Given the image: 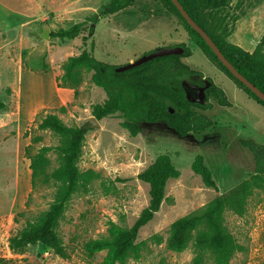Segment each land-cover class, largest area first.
I'll use <instances>...</instances> for the list:
<instances>
[{
  "label": "rangeland",
  "instance_id": "rangeland-1",
  "mask_svg": "<svg viewBox=\"0 0 264 264\" xmlns=\"http://www.w3.org/2000/svg\"><path fill=\"white\" fill-rule=\"evenodd\" d=\"M108 2L0 0V100L6 105L4 109L18 102L16 89L20 83V103L26 113L38 97L37 84L32 83L36 79L32 73L37 71L50 70L43 88L47 97L53 89V84H49L53 81L52 72L57 75V85L69 92L62 105L46 107L36 114L23 136V157L26 146L27 153L34 154L42 146L60 143L59 135L37 129L45 113H56L66 125L87 129L77 161L82 174L80 185L57 225L64 255L39 243L16 251L9 248V236L48 208L58 183L32 185L30 168L27 166V175L25 166L24 170L15 167L11 154L0 150V258L7 260L6 264H103L105 251L89 256L84 244L106 236L109 222L123 227L135 222L149 199L148 185L138 178V173L158 155L166 154L179 176L168 180L159 209L138 232L139 256H131L127 264H214L210 252L199 254L194 246L201 226L183 250L173 251L166 246L170 225L244 181L250 184L244 211L223 212V224L239 246L228 264H264V180L254 175L253 156L242 144L247 139L264 144V105L190 40L165 0H133L116 13H101V7ZM220 15L227 17L232 28L227 39L251 52L264 34V0H230ZM86 18L85 28L73 39L39 36L45 29L67 28ZM91 24L95 27L93 34H89ZM178 43H185L192 51L182 60L211 78L231 102L225 107L210 99L213 107L200 112L210 117L213 125L201 132L179 135L164 121H158L141 122L137 132L131 134L122 125L125 116L119 110L100 119L94 116V106L102 104L107 94L90 79L92 71L82 70L81 82L74 88L63 86L59 79L68 57L82 50L92 49L98 60L123 65L157 48ZM190 78L183 74L166 82L174 87ZM197 155L202 156L216 188L206 186L191 169ZM47 156V170L51 171L58 166L59 155L51 150ZM89 172L92 178L87 177ZM197 256H201V261Z\"/></svg>",
  "mask_w": 264,
  "mask_h": 264
},
{
  "label": "trees",
  "instance_id": "trees-1",
  "mask_svg": "<svg viewBox=\"0 0 264 264\" xmlns=\"http://www.w3.org/2000/svg\"><path fill=\"white\" fill-rule=\"evenodd\" d=\"M133 0H109L101 7V13H116L129 6ZM189 16L210 36L227 60L245 76L250 82L264 93V34L249 52L237 44L231 43L227 37L231 33V26L227 17L221 12L229 6L230 0H178ZM239 3L241 0H238ZM168 6L176 13L184 26L190 40L204 52L210 60L229 74L247 93L264 105L253 92L238 81L229 70L222 65L216 55L204 41L201 35L193 29L183 18L171 0H165ZM86 18L67 28L60 27L50 31L51 37L73 39L85 28ZM93 24L89 27V34H93ZM93 44V42H91ZM184 51L182 54H167L152 58L137 66L117 71L121 65L111 64L98 60L93 50H82L77 55L68 57L63 64V74L60 76L63 86L74 88L81 82V71L91 72L90 79L97 86L102 87L107 99L93 108L94 116H102L119 110L125 116L122 125L135 134L141 122L164 121L179 135L190 132H201L213 125L210 117L200 112L213 107L210 99H214L220 106H231L224 90L215 84L211 78L210 86L205 90V99L202 103L190 102L181 85L170 86L166 82L183 74L190 77H204L202 73L182 58L192 54L191 48L185 43H178ZM169 104L171 106H169ZM4 106L0 100V108ZM64 109V107H61ZM169 109H174L169 112ZM37 129L50 130L60 136V143L55 146H42L34 154L25 155L29 158L31 183L48 184L58 183L53 201L48 208L42 211L34 221L28 222L16 234L9 236L8 246L11 250H21L24 247L39 243L53 249L57 254L64 255V244L57 232V225L63 211L78 190L82 174L77 166L81 147L86 134L85 126L66 125L56 113L48 112L40 117ZM242 144L249 149L254 160V175L264 180V144L251 139L242 140ZM55 150L59 155V164L48 171V152ZM191 169L199 175L203 183L216 188L210 170L203 163L201 155H197ZM92 178V172L86 174ZM179 170L166 154H161L138 173V178L148 185V203L141 210L138 218L130 227L119 226L109 222L107 235L97 239H90L84 244L89 256L105 251L103 264H127L131 256H139V246L136 243L138 232L142 226L152 219L165 197V188L168 180L177 178ZM250 191L248 181L214 198L197 212L179 217L171 225L166 240L167 248L173 251L183 250L198 229L194 237V246L199 254L210 252L214 264H228L238 244L223 224L225 209L239 214L244 211L247 195ZM201 261V256H197ZM7 260L0 258V264Z\"/></svg>",
  "mask_w": 264,
  "mask_h": 264
},
{
  "label": "crops",
  "instance_id": "crops-1",
  "mask_svg": "<svg viewBox=\"0 0 264 264\" xmlns=\"http://www.w3.org/2000/svg\"><path fill=\"white\" fill-rule=\"evenodd\" d=\"M48 71H37L32 73L36 79H32L37 84L38 97L32 101L28 109L23 114L22 106L20 103V83L18 84V102L7 109H4V105L0 108V150H7V154H11V161L15 167H19L24 170V166L29 167L30 160L27 157H23L21 154V145H26L24 141L27 129L32 124L37 113L42 111L46 107L54 108L60 106L67 99L69 92L57 85L56 76L54 72L53 81H49V84H53V89L49 97L44 94L43 88L46 85L45 77ZM32 72V71H31ZM22 73V72H21ZM31 83V85H32ZM15 90V88H14ZM15 90V92H16ZM4 103V102H3ZM4 109V110H2ZM10 144V145H9ZM29 168H27V175ZM23 175V171L21 172ZM23 178V176H22ZM13 192V189L11 193Z\"/></svg>",
  "mask_w": 264,
  "mask_h": 264
},
{
  "label": "water",
  "instance_id": "water-1",
  "mask_svg": "<svg viewBox=\"0 0 264 264\" xmlns=\"http://www.w3.org/2000/svg\"><path fill=\"white\" fill-rule=\"evenodd\" d=\"M171 2L174 4V6L177 8L180 14L186 20V22L201 35V37L208 44V46L216 55L217 59L222 63V65L225 66L238 81H240L245 87H247L260 100L264 102V93L258 87H256L252 82H250L245 76H243L239 71L236 70V68L222 54V52L219 50V48L216 46V44L213 42L210 36L189 16V14L185 11V9L180 4V2L178 0H171ZM49 34H50L49 29H45L43 32L39 34V36L41 38H47L49 37ZM183 51L184 49L181 46L157 48L153 52L142 55L141 57L135 60L129 61L128 63L119 66L118 68H116V70L122 71L162 55L182 54ZM210 84L211 83L208 79H204L203 85L200 86L189 85L187 83H182L181 86L185 92L186 98L190 102L202 103L204 102L205 99V89H207L210 86ZM173 111L174 109H169V112H173ZM91 123L93 124L94 121H91Z\"/></svg>",
  "mask_w": 264,
  "mask_h": 264
},
{
  "label": "flooded vegetation",
  "instance_id": "flooded-vegetation-1",
  "mask_svg": "<svg viewBox=\"0 0 264 264\" xmlns=\"http://www.w3.org/2000/svg\"><path fill=\"white\" fill-rule=\"evenodd\" d=\"M204 79H207V78H205V77H198V76H194V77H191L189 80H188V82H187V84H189V85H203V80ZM206 90V89H205Z\"/></svg>",
  "mask_w": 264,
  "mask_h": 264
}]
</instances>
